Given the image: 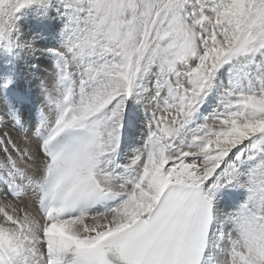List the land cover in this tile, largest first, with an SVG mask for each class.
<instances>
[{"label":"rangeland","instance_id":"rangeland-1","mask_svg":"<svg viewBox=\"0 0 264 264\" xmlns=\"http://www.w3.org/2000/svg\"><path fill=\"white\" fill-rule=\"evenodd\" d=\"M88 1L0 0V71L4 78L2 79V83L5 84L4 89L6 87L12 89L7 80L9 73L17 64L13 53L18 49L15 24L24 16L31 19L35 26L43 27L44 31L52 34V40H55L53 29L56 27V21L62 20L67 28H64L62 33L72 34L75 40L73 43L75 46L72 48L75 49L73 54L77 57V62L82 69H77L78 66L75 64L67 65V60L61 58L63 54L59 51H55L57 52L55 54L57 63L54 69L60 76H68L69 73L88 74V77L92 79L88 84L84 83V86L78 83L79 96L75 102L77 106L81 103L80 98L87 91L92 97L94 96L93 108L102 110L105 105L118 99L125 91H131L136 96L143 93L149 97L152 95L151 100L156 102L165 93L166 86L170 85L176 89L177 97L180 90L179 96L181 97L175 100L174 106L166 100L163 102L165 106L163 104L161 109L149 111L145 126L150 129V135L139 138L136 134H132L129 137V144L137 148L138 153L142 151L139 149H144L145 153L141 154L140 162L143 171L154 167L162 169V164L168 162L170 159L168 153L163 156L159 155L158 149L161 145L167 146L169 150L177 149L185 161L202 157V155L211 156L217 154L216 151L221 149L232 135L239 133L238 131L243 128L242 123L264 121V0H146L144 4L138 1L135 7L138 10L131 21L129 10H127L129 0ZM142 23H147L144 32L139 28L142 27ZM137 53L141 55V58L135 62L133 58ZM217 59L219 60L216 61ZM41 66L39 62L36 67L38 69ZM229 68L230 71L224 72L223 75L220 74ZM49 72L47 70V73ZM219 75L224 81V86L218 82ZM172 77L178 78L175 81ZM190 78L196 82L198 89L189 85ZM166 81H168L167 84ZM221 86L224 88L217 90ZM13 90L25 94L21 88ZM202 110H206L209 115L206 117L208 122H200L198 131L191 135V130L195 128L193 124L195 121H200V117L202 118V115L200 116ZM37 112L36 109L35 118ZM133 113L136 115L134 111ZM31 118L34 120L33 112ZM17 120H15L16 123ZM39 123H41L40 116ZM13 126L16 128L14 123ZM121 132L125 133V129L123 128ZM27 135L34 138L35 133L28 132ZM105 156L108 157L109 154ZM238 156L241 158L243 167L248 168L247 163L250 161L254 163V176L258 178V183L264 186V132L256 136L248 149L240 152ZM179 157L177 155L172 159L177 160ZM107 167L104 164L102 171H105ZM109 168L107 173L113 170L112 166ZM128 170L130 174H123L118 180L123 181L125 176L131 179L127 184L135 187L136 184L131 178V169L128 168ZM13 173L17 175L16 183L20 184L25 192L24 198H14L16 203L9 206L6 204L5 194L1 193L0 211L8 212L7 208H22L26 213L25 222L27 219L28 226L30 224L33 226L39 216L33 202L31 186L26 182L25 176L21 175L20 168H13ZM6 178L8 179L9 176ZM8 187L7 185L4 189L10 196ZM152 193L153 190L144 196L133 195L132 198L136 200L131 202L132 206L126 210L137 211L143 217L149 210L147 208L149 203L146 202ZM242 202L251 208L247 199L242 198ZM142 210L144 211L141 212ZM117 219L119 221L120 218ZM255 222L258 228H261V223H264V221L261 222L259 216L255 217ZM246 225L251 227L248 219H246ZM114 228L105 231L107 233L103 232L104 234L93 244L106 239L108 235L121 231H114ZM235 232L245 237L241 229ZM38 233L42 234L45 243H50L46 237V230L39 229ZM97 233L98 231L89 234L87 229L81 228L76 231L75 237H92ZM227 239L229 245H233V241ZM262 244H264V236ZM3 249L5 250L4 247ZM39 254H36L37 263H40L43 257V252L40 256ZM239 254L242 253L233 251V256L239 257Z\"/></svg>","mask_w":264,"mask_h":264},{"label":"bare ground","instance_id":"bare-ground-1","mask_svg":"<svg viewBox=\"0 0 264 264\" xmlns=\"http://www.w3.org/2000/svg\"><path fill=\"white\" fill-rule=\"evenodd\" d=\"M138 1L142 4L146 2V0H129L127 3L129 4V9L127 8V10H129L128 12L130 13V21L138 10L135 8ZM63 5L65 6V4ZM148 13L149 12H147V14ZM23 17L15 24L16 34L18 36V49L14 50L13 53L16 56L14 58H16L17 64L12 71L13 73H9L8 80L10 81L7 80V82L11 84L12 89L8 87H6V89L14 91L13 89L21 88L25 93L22 94L24 101L19 103L7 97L6 90L3 88L5 84L2 83V79H4L3 74H1L0 71V91H2L0 93V194H5L4 197L7 205L11 206V204L14 205L16 203L11 195H7L4 188H6L7 185L11 186L16 184L17 175L13 173V168H20L21 175L25 176L27 179L26 182L31 186L34 197L33 202L36 205L39 219L33 226L32 224L28 226L27 219L25 222L26 213L21 207V209L18 207L7 208L8 212L0 211V248L2 250H4L3 247L5 248L6 251L4 250V252L9 256L12 264H48L45 255V239L42 234L39 235V229L46 230V237L52 244L53 250L60 251L59 258H55L51 264H67L72 260L76 250L84 247H91V245H85L81 242L82 239L91 237H75L78 229L85 228L89 231V234L95 231H98L97 234L103 232L107 233L105 231L112 227H115L114 231L123 230V228H127V226L141 218V214H138L137 211L126 210L128 207L132 206L130 203L136 200L132 198L133 195L137 194V196H144L147 192L153 190V193L146 202L149 203L147 206L149 210L145 213H148L154 205H156L162 193L170 186H180L182 188L201 187V189L204 190L203 198L212 201L213 222L209 235L208 248L205 253V260L202 264H207L208 261L215 264H264V248L262 247L264 246V244H262L264 223H261V228H258L256 225L257 222H255L256 216L260 217L261 222L264 221V186L260 185L257 181L258 178L254 176V163L252 161L247 163L248 170L247 166H241L242 161L238 156L240 152L248 149L256 136H260L264 132V121H249L242 123L243 128L241 127L242 129L238 131L239 133L232 135L230 140L225 143L221 149L216 151L218 153L211 156L202 155V157L191 158L189 161H185L177 149L174 148L169 150L167 146L163 147V145H161L158 149L159 155L163 156L168 153L170 156L168 162L162 164V169L154 167L143 171L140 162L142 160L141 154L145 153L144 149L138 148L142 150L141 153H138L136 151L137 148L129 144V137L132 134H136L139 138L148 136L150 129L145 125L149 111L161 109L164 104L163 102L166 100L174 106L175 100L181 97L179 96L180 90L178 91L177 97V90L173 89L170 85L166 86L165 93L162 94V96L159 97L160 100L156 102L151 100L152 95L149 97V95L143 93L136 96L131 91L126 92L124 90L125 92L122 93L118 99L105 105L102 110H95L93 108L95 102L93 99L94 96L92 97L91 93L87 91L83 94L82 98H80L81 103L79 101L80 104L77 106L75 102L79 96V89H77L78 83L84 86V83L88 84L92 79L88 77V74L76 75L75 73H69L68 76H60L57 70L54 69L57 63V58L55 56L57 52L55 51H59L63 54L61 58L65 61L67 60V65L75 64L78 66L77 69H82L77 62V57L73 54V50L75 49L72 48L75 46L73 45L75 40L72 34L62 33L64 28H66L65 24L62 23V20H57L55 24L56 27L53 29L55 40H52V34L48 31H44L43 27L32 24L31 19ZM134 20L133 22H135ZM65 21L67 20L65 19ZM146 24L142 23V27H139L142 29V32L146 30ZM140 33L141 32H139V34ZM137 37L139 38L138 35ZM42 38L47 39L43 40ZM156 40L158 41V39ZM140 58L141 55L137 53L133 61L137 62ZM39 62L42 66L37 69L36 66ZM12 66L14 67L13 64ZM210 66L213 68V64ZM212 68H210V70ZM47 70L50 72L47 73ZM74 70L75 69H73V71ZM230 70V68L225 71L222 69L223 72L220 74L223 75L224 72L226 73ZM63 78H67L71 83V109L66 117V121L69 124L68 127L88 129L90 132L94 133L97 137L96 145L100 149L98 152H95L92 160L97 164H105V167H110L112 163L114 167L116 165L128 167L131 169V178L136 186L130 187L127 183L131 179L125 176L123 177V181H119L118 178L119 176H123V173L116 174L114 170L108 173L107 171H100L95 177L100 185L104 187L107 192H112L117 195L128 193V199L105 213L94 211L81 215L80 217L49 223L44 221L38 209L41 197L40 186L44 181L45 169L48 164V160L41 153V136L53 125L59 116L60 110L64 107L63 99L66 95V87L63 84ZM177 78L174 77L173 80L176 81ZM218 78V82L224 86V81L220 75ZM167 82L168 81H166V84ZM189 85H193L194 89L199 88L192 78H190ZM223 86L219 87L217 90H221L224 88ZM157 88L158 87H156V89ZM57 105H59V110L57 109ZM36 109L38 114L35 118ZM133 111L136 115H134ZM32 112L34 120L31 118ZM201 115L202 118L200 117V121H195L193 124L195 128L191 130V135L198 131L197 129L200 127V122H208L206 117L209 115H207L206 110H202L200 116ZM39 116L45 117L46 121L44 125L39 123ZM15 120H17V123ZM20 122H23V129L20 128ZM232 122L233 121H231V123ZM13 123L16 125V128L13 126ZM123 128L125 129V133L121 132ZM190 128L192 129V127ZM28 132H34L36 137L34 136V138H32L28 136ZM30 150L32 152L31 154L29 152ZM208 152L209 151H207V153ZM105 154H109V156L106 157ZM159 155L158 157H160ZM177 155L180 157L177 160H173L172 157L174 158ZM160 163L159 166L161 165ZM146 171H148V173H146ZM7 176H9V178L13 177V179H7ZM26 182L24 183L26 184ZM215 188H220L221 193H216ZM29 190L30 189H28V191ZM226 193H230V198L226 197ZM24 195L25 192H23V195L19 199H23ZM242 198L250 202V210L252 211L251 216H243L239 205ZM25 203L29 202L25 201ZM241 204L246 203L242 202ZM143 211L144 210L141 212ZM117 218L122 219V221H120V219L118 221ZM246 219H248L252 228L247 227ZM237 229H241L244 235L252 233L257 237L256 243L252 238L237 235L235 232ZM109 236L111 235H108V237ZM227 238L233 241V245H229ZM233 251L242 253V258L233 256ZM41 252H43V257L40 263H37L36 254H41Z\"/></svg>","mask_w":264,"mask_h":264}]
</instances>
